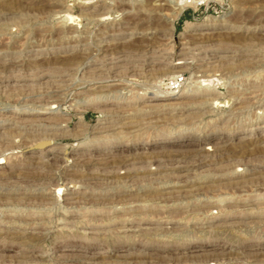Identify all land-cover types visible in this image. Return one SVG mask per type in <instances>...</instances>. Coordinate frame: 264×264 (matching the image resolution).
<instances>
[{
    "label": "rangeland",
    "instance_id": "1",
    "mask_svg": "<svg viewBox=\"0 0 264 264\" xmlns=\"http://www.w3.org/2000/svg\"><path fill=\"white\" fill-rule=\"evenodd\" d=\"M178 1L0 0V264H264V0Z\"/></svg>",
    "mask_w": 264,
    "mask_h": 264
},
{
    "label": "built area",
    "instance_id": "2",
    "mask_svg": "<svg viewBox=\"0 0 264 264\" xmlns=\"http://www.w3.org/2000/svg\"><path fill=\"white\" fill-rule=\"evenodd\" d=\"M222 2L223 0H183L184 6L187 7L188 9L189 8L192 9L194 13L195 10L198 11L201 8H205V10L208 12L212 5L221 6Z\"/></svg>",
    "mask_w": 264,
    "mask_h": 264
},
{
    "label": "bare ground",
    "instance_id": "3",
    "mask_svg": "<svg viewBox=\"0 0 264 264\" xmlns=\"http://www.w3.org/2000/svg\"><path fill=\"white\" fill-rule=\"evenodd\" d=\"M182 3H183V0L178 1L177 4H176V6H177V9H176L177 13H176V15H175L176 19H177V17L180 15V13L183 11V5H182ZM174 21H175V20H171V22H174ZM185 30H186V32H190V31L193 30V29L191 28L190 24L187 23V26H186ZM143 52H144V51H143ZM204 57H205V56H204ZM121 61H126V59H123V60H120V61H113V62L109 63V65H110L109 70L111 71V70L118 69V68H120V67H124V66H119V65H118L119 62H121ZM126 68H127V70H128L130 67L128 68V66H127ZM130 69H131V68H130ZM122 77H123V76H122ZM33 255H34V253H33L32 251H28V252H24L22 256H23L24 258H30V257H32Z\"/></svg>",
    "mask_w": 264,
    "mask_h": 264
}]
</instances>
